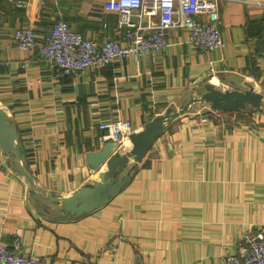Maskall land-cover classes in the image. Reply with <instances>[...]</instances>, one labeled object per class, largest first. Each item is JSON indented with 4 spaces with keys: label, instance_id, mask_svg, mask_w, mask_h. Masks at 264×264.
<instances>
[{
    "label": "crops",
    "instance_id": "0c3cea01",
    "mask_svg": "<svg viewBox=\"0 0 264 264\" xmlns=\"http://www.w3.org/2000/svg\"><path fill=\"white\" fill-rule=\"evenodd\" d=\"M25 1L0 0V107L29 175L0 148V244L18 236L21 251L42 264H223L237 253L245 234L264 227V113L252 106L192 103L140 161L128 157L120 175L130 177L107 203L70 215L59 198L106 169L86 158L107 142L102 121L140 131L153 116L179 111L205 82L250 84L264 107V0L220 1L222 48L202 51L172 28L161 51L68 75L37 55L54 21L101 43L121 39L111 30L118 14L104 0ZM22 26L36 33L33 48L15 44L12 31ZM130 148L127 137L113 151Z\"/></svg>",
    "mask_w": 264,
    "mask_h": 264
},
{
    "label": "built area",
    "instance_id": "2783aa9c",
    "mask_svg": "<svg viewBox=\"0 0 264 264\" xmlns=\"http://www.w3.org/2000/svg\"><path fill=\"white\" fill-rule=\"evenodd\" d=\"M220 1L104 0L103 8L118 14L111 30L120 32L121 39L107 38L100 43L83 36L59 17L37 46V55L62 74H77L116 58L161 51L167 46V33L172 28L185 29L191 45L202 51L222 48L225 43L220 30ZM19 3L27 4L25 0ZM12 38L21 49L36 45V33L30 27L14 28ZM128 124L122 119L100 122L99 128L104 132L100 142L121 144L129 135ZM21 245L18 236L10 245L0 244V264H42L37 257L22 252ZM239 245L237 253L224 255L223 264H264V227L245 234Z\"/></svg>",
    "mask_w": 264,
    "mask_h": 264
},
{
    "label": "water",
    "instance_id": "95a60500",
    "mask_svg": "<svg viewBox=\"0 0 264 264\" xmlns=\"http://www.w3.org/2000/svg\"><path fill=\"white\" fill-rule=\"evenodd\" d=\"M197 94L196 97H191L179 111L155 115L140 131L130 133L128 138L131 148L127 152L119 154L113 151L116 145L110 140L101 149L88 152L86 158L91 168L99 170L105 164L106 169L98 173L97 180L83 185L67 197L59 198L62 210L70 215H81L107 203L110 195L117 192L130 177L127 172L120 175L128 157L132 156L135 161H140L153 141L163 133L166 121L185 111L194 102L207 103L211 109L223 111L252 106L264 113L263 95L254 91L250 84L245 89L238 87L220 89L212 82H205L197 89ZM0 148L3 151H14L19 169L29 177L20 161L18 133L8 123L7 113L1 107Z\"/></svg>",
    "mask_w": 264,
    "mask_h": 264
},
{
    "label": "rangeland",
    "instance_id": "374dc122",
    "mask_svg": "<svg viewBox=\"0 0 264 264\" xmlns=\"http://www.w3.org/2000/svg\"><path fill=\"white\" fill-rule=\"evenodd\" d=\"M194 95V94H193ZM198 94H197V92H196V95L195 96H193V97H196ZM188 102V101H187ZM186 102V103H187ZM194 103H196V102H194ZM197 103H201V102H197ZM203 104V103H202ZM206 104V103H205ZM248 107H251V106H248ZM247 108V107H246ZM246 108H244L243 110H245ZM248 109V108H247ZM251 109V108H250Z\"/></svg>",
    "mask_w": 264,
    "mask_h": 264
}]
</instances>
